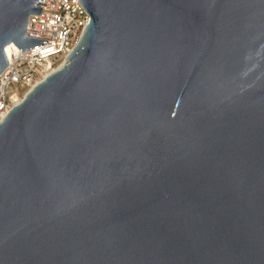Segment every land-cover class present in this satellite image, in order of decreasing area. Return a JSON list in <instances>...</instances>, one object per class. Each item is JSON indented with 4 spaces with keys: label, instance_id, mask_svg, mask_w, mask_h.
I'll return each instance as SVG.
<instances>
[{
    "label": "water",
    "instance_id": "1",
    "mask_svg": "<svg viewBox=\"0 0 264 264\" xmlns=\"http://www.w3.org/2000/svg\"><path fill=\"white\" fill-rule=\"evenodd\" d=\"M41 2L0 0V72ZM81 2L0 122V264H264V0Z\"/></svg>",
    "mask_w": 264,
    "mask_h": 264
},
{
    "label": "built area",
    "instance_id": "2",
    "mask_svg": "<svg viewBox=\"0 0 264 264\" xmlns=\"http://www.w3.org/2000/svg\"><path fill=\"white\" fill-rule=\"evenodd\" d=\"M41 7L40 14L29 18L28 35L52 41L23 51L14 42L5 47L9 64L0 72V122L29 90L67 60L91 20L81 0H42Z\"/></svg>",
    "mask_w": 264,
    "mask_h": 264
},
{
    "label": "bare ground",
    "instance_id": "3",
    "mask_svg": "<svg viewBox=\"0 0 264 264\" xmlns=\"http://www.w3.org/2000/svg\"><path fill=\"white\" fill-rule=\"evenodd\" d=\"M8 50V49H7Z\"/></svg>",
    "mask_w": 264,
    "mask_h": 264
}]
</instances>
